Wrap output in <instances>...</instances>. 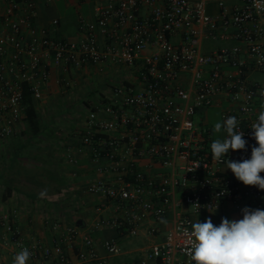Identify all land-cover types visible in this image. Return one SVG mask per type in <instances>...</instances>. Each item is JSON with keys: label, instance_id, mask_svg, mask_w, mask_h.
I'll return each mask as SVG.
<instances>
[{"label": "built area", "instance_id": "2783aa9c", "mask_svg": "<svg viewBox=\"0 0 264 264\" xmlns=\"http://www.w3.org/2000/svg\"><path fill=\"white\" fill-rule=\"evenodd\" d=\"M40 1L0 0L1 141L22 134L25 90L41 99L53 70L113 64L130 76L89 109L79 132L100 174L87 191L124 214L99 218L93 230L110 227L136 236L149 224L148 233L157 235L158 223L170 217L163 239L132 264H195L187 254L192 223L210 218L218 226L222 218L242 219L245 207L264 210V191L243 185L214 161L212 130L205 120L194 121L201 109L225 99L222 120L235 116L247 141L245 150H230L227 158L251 157L256 142L250 127L263 91L249 76L264 73V0H239L232 10L224 0H104L94 7V19L80 18L75 39L52 34L59 17L38 21ZM209 2L219 5V14L207 12ZM207 38L237 43L206 53ZM19 216L14 207L2 213L0 242L18 252L27 247L28 264H110L106 255L123 253L114 238L98 245L90 232L58 221H50L57 235L52 245L25 242L13 223ZM13 257L0 264H12Z\"/></svg>", "mask_w": 264, "mask_h": 264}, {"label": "crops", "instance_id": "0c3cea01", "mask_svg": "<svg viewBox=\"0 0 264 264\" xmlns=\"http://www.w3.org/2000/svg\"><path fill=\"white\" fill-rule=\"evenodd\" d=\"M94 1L98 3L103 2L104 0ZM224 2L228 9L232 10V8L239 2V0H224ZM206 10L208 13L216 15L219 14L220 7L216 2H209L206 4ZM56 17H59L60 25L58 29L52 28V34L56 36H62L67 39H75L76 36H68L64 34L62 29L60 30L62 19L58 14L56 0H41L38 5V21L42 24H49L51 20ZM88 19H94V15L92 18L90 17ZM100 39L102 40L101 37ZM176 40H178V38H176ZM205 41H213L215 43L213 45H204ZM236 43L237 41L234 39L216 40L207 38L202 41V50L207 53L223 46H233ZM104 67H109V69L115 67L116 71L118 72H121L123 70V68L119 69L118 66H115L113 64H86L80 69H73L68 73H62L61 71L55 69L52 71L51 79L46 84L43 93L45 92L46 95L50 93V98L59 97V99L63 98L66 101L69 100L68 102L80 100L86 104L88 109L94 108L96 104H99L95 103V87H93L92 85V83L95 84V70L102 72ZM251 75L252 73H250L249 76L250 81L258 82L257 80H253L252 78H250ZM128 78L130 77H126L124 79ZM61 87L64 92L65 89L67 90L65 92V95L59 93V89H61ZM111 87L110 89L106 90V92L104 91L102 93V100L100 99L101 102L104 100V95L111 90ZM35 101L37 100L35 99ZM221 101L222 103L220 105L215 106H227V102L225 99ZM257 102L260 109L261 103H264V96ZM76 125V130L73 132L70 138L64 140V137H61L60 133V137L59 139H57V145L54 146L57 151L62 153V156H60L58 161L60 162L59 165L61 167L62 173L68 180V185L63 196L66 199H75V202L70 203V207L68 209H65L68 211L63 212L67 213V218L63 220L64 222H61V224L63 226L76 225L82 233L90 232V235L93 237V239H95L98 245H100V243L106 238H114L118 241L119 244L120 242L124 243V246H122L123 253L118 256L106 255L101 249V254L107 256L110 264H132L134 262H138L142 258L144 250L149 246L151 242L160 241L163 239L164 234L171 222V218L168 217L164 221L158 223L160 232L157 235H150L148 233V229L150 227L149 224L144 225L140 233L136 236H131L126 233L122 234L110 227L103 228L102 230H93L91 227L93 223H95L99 218H113L116 216L123 217L124 214L123 210H115L112 203L108 201L105 196L99 193H89L87 191L88 186L91 183L95 182V180L100 177V174L95 171L96 164L92 158V151L90 150V147L81 144L79 132L86 126L85 118H83L82 120H77ZM23 130L21 132L22 134H18L15 138L4 141L0 140V145L4 144L11 149L10 145L12 144V141L21 138V136L23 135ZM2 152L3 151H1V153ZM1 153L0 165L3 162ZM69 157L73 158L75 161L70 162ZM0 173H2V168H0ZM0 180L2 182L1 178ZM16 192L20 193L17 190H12L11 194L6 197V189L3 193H1L0 191V217L2 216V213L10 212L11 208L13 207L19 209V219L13 220V223L18 227L20 235L25 240V242H30L32 239H37L42 241L44 245H52V240L54 237H57V235L55 231L48 229L43 222L41 223V219L39 216H41V212L44 210H39L37 204L38 201L41 200H35L34 202H32L34 206L29 202L27 209L23 210V206H19L17 204V200H15ZM103 204L105 205V207L99 209V207ZM78 220H81L79 225H77ZM4 232V227L0 226V234ZM16 250L17 249H15L12 245L0 242V258L5 262H8L15 255V253H18V250L17 252ZM69 253L72 257L76 256L75 249L70 250Z\"/></svg>", "mask_w": 264, "mask_h": 264}, {"label": "clouds", "instance_id": "9594fccd", "mask_svg": "<svg viewBox=\"0 0 264 264\" xmlns=\"http://www.w3.org/2000/svg\"><path fill=\"white\" fill-rule=\"evenodd\" d=\"M238 124L235 116L215 123L213 133L223 131L225 135L212 141V159L225 164V169L230 170L243 185L264 191V176H261L264 173V103H261L257 119L250 127L256 142L251 149V157L232 161L227 158L230 150H245L247 145ZM242 214L243 218L239 220L222 218L218 226L210 218L192 223L187 250L190 260L195 264H264V210L245 207ZM31 256L25 247L14 255L12 264H28Z\"/></svg>", "mask_w": 264, "mask_h": 264}, {"label": "rangeland", "instance_id": "374dc122", "mask_svg": "<svg viewBox=\"0 0 264 264\" xmlns=\"http://www.w3.org/2000/svg\"><path fill=\"white\" fill-rule=\"evenodd\" d=\"M96 4L97 3L94 0H87L82 2L77 0H56L58 14L62 19L60 30L62 29L64 34L68 36H77L80 18H92L94 15V7L96 6ZM214 43L215 42L213 41H205L204 45H213ZM122 68L123 70L121 72L116 71L115 67L112 69H109V67H104L102 72L95 70V84L92 83L93 87H95V103L101 102L102 93L110 89L112 85L122 81L125 76L130 77L129 73L125 69L126 67ZM250 78H252L253 80H257L260 83V86L264 93V73L260 71H254ZM66 91L67 90L65 89V92ZM65 92L63 91L62 87L61 89H59V93L65 95ZM49 95L50 93L46 95L44 92L42 98L38 99L36 102L37 108L41 113L42 122L46 126V129H51V133L46 136V138L42 137V141L36 144V146L29 148V150H25L26 153L35 154L43 157L42 160L36 159L34 161V163L36 162L39 166H42V164L49 165L50 162L54 163L60 158V156H62V153L54 148V146L57 145L56 143L57 139H59L60 137V133L61 137H64V140L70 138L73 132L76 130L75 128L77 127V120H82L83 118H85L89 111L86 104L80 100L68 102L69 100L66 101L63 98H60V100L59 97L50 98ZM263 96L264 95H262L259 99H262ZM224 108L225 106H211L208 108H204L201 109L199 113L194 117V121L196 124L200 123L202 119L206 121V123L212 130L213 140L216 138H223L225 135L223 131L221 133H213L215 123L223 122L222 110ZM47 131L49 132L50 130ZM22 138H24L23 135L21 136V139ZM9 149L10 148H8L4 144L0 145V153L1 151L7 153ZM28 158L29 155L24 157V159ZM1 167L2 166L0 165V168ZM58 170L61 174H63L60 167H58ZM4 190L5 185L0 180L1 193H3ZM15 196L17 204L19 206H23V210L27 209L29 202L33 205V203L29 200L26 195H24V193L16 192ZM74 200L75 199L73 198H63L58 203L38 201V209L44 210L41 212V216H39L41 219V223L43 222L48 229L53 230L50 226V221H58L60 223L64 222L63 220L67 218V213L63 212L68 211L65 209H68L70 207L69 204L74 203ZM120 244L121 247L124 246V243L120 242Z\"/></svg>", "mask_w": 264, "mask_h": 264}, {"label": "trees", "instance_id": "16d2710c", "mask_svg": "<svg viewBox=\"0 0 264 264\" xmlns=\"http://www.w3.org/2000/svg\"><path fill=\"white\" fill-rule=\"evenodd\" d=\"M24 100L27 115L23 130L24 138L12 141L11 149L7 153H1L3 162L0 178L5 185L6 197L12 190H17L24 193L31 202L41 200L58 203L64 198L68 180L58 170L60 167L58 160L50 162L49 165L39 166L34 161L42 160L43 157L25 152L40 143L42 137L46 138L51 130L49 132L46 130L36 101L28 89L25 90ZM26 154L29 155L28 159H24ZM41 192L44 193L43 196L40 195Z\"/></svg>", "mask_w": 264, "mask_h": 264}, {"label": "water", "instance_id": "95a60500", "mask_svg": "<svg viewBox=\"0 0 264 264\" xmlns=\"http://www.w3.org/2000/svg\"><path fill=\"white\" fill-rule=\"evenodd\" d=\"M80 222H81V220H78V221H77V225H79V224H80Z\"/></svg>", "mask_w": 264, "mask_h": 264}]
</instances>
